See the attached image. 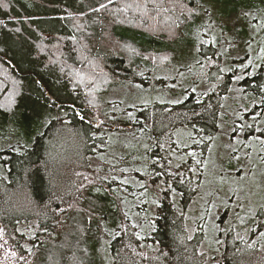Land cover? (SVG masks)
Masks as SVG:
<instances>
[{
    "label": "trees",
    "instance_id": "16d2710c",
    "mask_svg": "<svg viewBox=\"0 0 264 264\" xmlns=\"http://www.w3.org/2000/svg\"><path fill=\"white\" fill-rule=\"evenodd\" d=\"M199 18L193 0H0V132L11 127L27 134L0 149V240L7 246L0 264H96L91 240L102 226H108L113 264H264V232L252 224L243 227L252 232L246 242L236 235L242 213L231 211L233 203L220 213L219 235L227 232L222 247L205 249L207 222L189 216L199 200L196 189L184 179L169 200L161 186H142V173L159 174L146 151L159 134L151 135L152 125L141 121L146 107L130 121L127 111L111 112L106 98L112 86L141 72V62L170 68L175 53L159 48L185 39ZM242 84L264 103L262 70ZM228 88L162 106L167 111L157 127L195 135L203 127L218 138ZM256 123L264 128L259 118ZM131 133L141 142L133 169L102 160L112 134ZM70 137L82 154L67 162L58 148ZM112 172L131 197L135 190L149 193L154 208L143 231L124 216ZM130 180H139V188ZM21 195L29 200L23 210L16 209ZM211 212L219 214L218 208Z\"/></svg>",
    "mask_w": 264,
    "mask_h": 264
},
{
    "label": "rangeland",
    "instance_id": "374dc122",
    "mask_svg": "<svg viewBox=\"0 0 264 264\" xmlns=\"http://www.w3.org/2000/svg\"><path fill=\"white\" fill-rule=\"evenodd\" d=\"M193 1L198 4L199 22L188 29L185 39L175 44H164L159 48H166L175 53L172 66L159 68L141 62L139 74H131L128 81L111 87L106 96L107 101L111 103L110 111H127L126 115L131 121L140 107H146L143 123H148L150 127L152 125L151 135L165 133V127L162 129L157 127L160 112L167 111L163 110L162 106L179 104L190 93L207 94L228 84L230 93L224 97L221 132L228 135L233 133L231 124L241 125L240 119L247 121V127L251 128L253 123L257 124L259 118L260 124L264 127L262 97L256 99L257 96L246 92L242 84L245 76L253 75L260 70L264 73V0ZM120 34L125 35V32L121 31ZM126 34L143 46L147 45L146 40L136 38L134 33ZM202 45L204 48L201 50ZM152 74L155 77H151ZM11 129L7 127L0 132V149L8 142L20 143L22 137H27L25 132L21 131L18 135ZM260 129L264 132V128ZM244 130L239 128L232 141H228V138L225 139V136L220 134L218 138L210 139L205 188L198 190L200 194L198 203L192 207L193 211L189 215L191 220L202 219L207 222L204 238L206 235L208 241L205 249L208 246L212 250L222 247V238H226L227 232L219 235V231L224 227L220 225L224 221L220 213L228 212L227 203H233L231 211H235L237 207L236 214L242 213L237 223L236 235L242 236L246 242L251 231L246 232L243 227L251 230L252 224L255 232H264V229L260 230L264 222V137L255 136L251 142L241 145L237 142V136L243 134ZM192 135V132L183 134L175 130L172 137L180 144H186ZM60 139L62 138L58 137V140ZM77 143L79 141L77 142L76 138L70 137L59 146L58 151L62 156L65 155L67 162L81 156ZM139 147L140 139L135 138L133 133L120 136L112 134L102 160L107 164L123 161L124 165L128 164V167L133 169V165L139 160L137 151ZM82 148L86 152L84 145L80 149ZM189 159L195 160L196 155L193 153ZM185 162L186 160L181 165ZM111 176L119 183L116 185V188H119L117 196L122 199V203L124 202V207L122 206L124 216L127 220L135 221V227L143 231L147 225L143 219H147L151 214L147 206L150 201L144 196V192L136 190L132 192L131 197L124 179L117 178L114 172ZM92 179L89 178L88 181ZM130 182L136 189L139 188V180ZM24 196L17 197L16 209L23 210V207H28L29 200ZM196 207L199 209L194 213ZM216 208L219 214L210 215ZM35 225L37 226V221ZM149 227L152 228L151 225ZM107 231L108 226H105V229L102 226L99 234L92 237L91 245L96 264H113L108 248L110 241L105 237ZM5 243L3 239L0 240L1 255L7 248ZM10 255L8 252L9 257ZM11 260L12 264H15L14 260Z\"/></svg>",
    "mask_w": 264,
    "mask_h": 264
},
{
    "label": "flooded vegetation",
    "instance_id": "af4514ba",
    "mask_svg": "<svg viewBox=\"0 0 264 264\" xmlns=\"http://www.w3.org/2000/svg\"><path fill=\"white\" fill-rule=\"evenodd\" d=\"M141 121L143 122L145 120L141 119ZM240 122L242 123L241 125L236 123V125L232 124V129L234 130L233 133L230 135L222 133L221 136H225V139L228 138V141H232L234 140L235 132H237L239 128L242 130L245 129L243 134L237 136V142H240L241 145L243 143L251 142L255 136L264 137L262 129H260V131L256 129V125L254 123L252 127L249 128V126L247 127V121L240 119ZM147 131H149L148 128ZM202 131L204 133H198L200 135H195L194 132L193 135L188 138L186 144H180L172 137L174 131L165 130V133H160L158 136L156 135L158 138L154 139V144L150 146L153 149H146V151L149 153L150 158L151 156L153 157V160L149 164L153 169L158 170L159 174L153 176V174L142 173V177L144 179L142 186L147 188L146 190H149V187H156L155 185L162 184L159 185L163 190L162 193H165L169 197V200L174 198L173 190H175V188H179L180 183L183 182L184 179L193 186V189H196L197 193H199L198 190L205 188V181L208 173L206 164L208 162L207 156L210 153L211 137H208L210 132L206 131L204 128H202ZM180 132L185 134L188 131ZM202 136L204 137L203 141H201ZM146 143H150L149 139H146ZM191 153L196 155L195 160L189 159L192 155ZM185 160V164L181 165V163ZM148 196L149 193H146V198ZM176 198L177 195L175 196V200ZM148 201H150V199ZM187 202L192 203V200L188 199ZM149 205H151L150 202L148 207ZM153 208L150 210H153Z\"/></svg>",
    "mask_w": 264,
    "mask_h": 264
}]
</instances>
